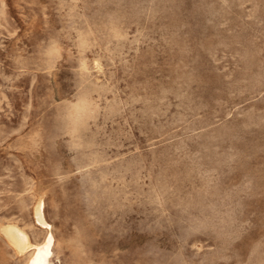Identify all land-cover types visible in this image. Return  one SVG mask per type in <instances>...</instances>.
<instances>
[{"label": "rangeland", "instance_id": "obj_1", "mask_svg": "<svg viewBox=\"0 0 264 264\" xmlns=\"http://www.w3.org/2000/svg\"><path fill=\"white\" fill-rule=\"evenodd\" d=\"M48 233L49 264H264V0H0V264Z\"/></svg>", "mask_w": 264, "mask_h": 264}, {"label": "bare ground", "instance_id": "obj_2", "mask_svg": "<svg viewBox=\"0 0 264 264\" xmlns=\"http://www.w3.org/2000/svg\"><path fill=\"white\" fill-rule=\"evenodd\" d=\"M33 209L37 221L44 226H48L47 222L44 219L41 199L37 200L36 205ZM2 232L4 233L7 240L12 244L15 251L19 253L24 252L26 249L32 246V243L29 240L27 234L15 224H7L3 226ZM52 240L53 238L51 233H48L40 243L34 246V249L29 256L26 264H49L48 257L50 255V252H52Z\"/></svg>", "mask_w": 264, "mask_h": 264}]
</instances>
